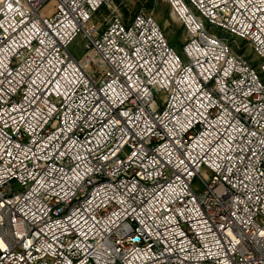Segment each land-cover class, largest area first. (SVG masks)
<instances>
[{
  "label": "built area",
  "instance_id": "obj_1",
  "mask_svg": "<svg viewBox=\"0 0 264 264\" xmlns=\"http://www.w3.org/2000/svg\"><path fill=\"white\" fill-rule=\"evenodd\" d=\"M47 1L0 0V264H264V0H167L183 58Z\"/></svg>",
  "mask_w": 264,
  "mask_h": 264
},
{
  "label": "rangeland",
  "instance_id": "obj_2",
  "mask_svg": "<svg viewBox=\"0 0 264 264\" xmlns=\"http://www.w3.org/2000/svg\"><path fill=\"white\" fill-rule=\"evenodd\" d=\"M56 2L55 0H49L39 9L41 15H49L54 11ZM145 11L154 16L159 25L163 29L165 37L169 44L174 48L177 54L183 58L182 47L187 37V32L184 25L178 21L171 14V6L167 0H112L110 6L102 7L97 12L91 24H102L104 19L110 15H120L125 21H130L135 14ZM224 31H218L219 34H223ZM83 39L81 34L75 39L71 45L70 50L78 58L83 59L85 50H83ZM235 50L243 53L247 58L254 59V63H257L256 55L250 45L244 41L237 39L234 42ZM100 72L103 73V70ZM160 101L165 98L164 93L158 95ZM204 175H208V171L202 169ZM195 185L201 187V183L198 180L195 181Z\"/></svg>",
  "mask_w": 264,
  "mask_h": 264
},
{
  "label": "bare ground",
  "instance_id": "obj_3",
  "mask_svg": "<svg viewBox=\"0 0 264 264\" xmlns=\"http://www.w3.org/2000/svg\"><path fill=\"white\" fill-rule=\"evenodd\" d=\"M175 17V16H174ZM176 18V17H175Z\"/></svg>",
  "mask_w": 264,
  "mask_h": 264
}]
</instances>
